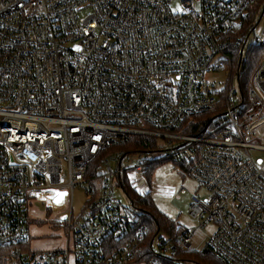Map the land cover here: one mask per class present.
Returning a JSON list of instances; mask_svg holds the SVG:
<instances>
[{
	"label": "built area",
	"instance_id": "obj_1",
	"mask_svg": "<svg viewBox=\"0 0 264 264\" xmlns=\"http://www.w3.org/2000/svg\"><path fill=\"white\" fill-rule=\"evenodd\" d=\"M263 18L264 0H0V264H130L146 229L131 235L137 216L115 192L150 194L164 162L206 192L189 211L197 230L216 226L206 246L264 264V169L250 153L264 150V53L246 98L232 64L252 33L264 50ZM211 70L229 72L222 89L203 82ZM77 186L88 198L75 215ZM62 188L67 246L31 251L30 205ZM110 237L123 240L115 250ZM193 239L179 235L186 249ZM172 247L157 238L151 264Z\"/></svg>",
	"mask_w": 264,
	"mask_h": 264
},
{
	"label": "rangeland",
	"instance_id": "obj_2",
	"mask_svg": "<svg viewBox=\"0 0 264 264\" xmlns=\"http://www.w3.org/2000/svg\"><path fill=\"white\" fill-rule=\"evenodd\" d=\"M173 10L182 12L183 6L179 3L173 4ZM264 27V18L262 19L256 34H259ZM255 41V34L249 38L245 48L244 57H246ZM253 47H255L253 45ZM234 65V62H232ZM257 65V63H256ZM254 65L252 73L256 67ZM234 69V66H233ZM251 73V75H252ZM229 77L227 71H207L202 77L205 84L222 89ZM236 82V81H235ZM236 84V83H235ZM164 140L156 139V145L162 146ZM254 143L264 146V125L258 130V136L253 140ZM251 157L264 169V150H250ZM138 158L135 157V160ZM145 181H141L140 187L144 188ZM151 191V196L155 202L156 207L168 218L176 221L185 230L191 231L194 234L192 251H202L208 240L216 231L214 224L208 225L203 229H198V222L193 220L190 215V206L192 197L194 195L205 197L206 192L199 187L195 180L188 175L185 169L181 166L172 164L171 162H164L156 165L152 169L150 177V187L144 188L143 192ZM66 197H62V194ZM116 197L121 202L122 207L131 208L129 198L122 190L117 189ZM70 193L66 192L65 188L59 190L57 198H47L45 201H34L30 205V227L27 233L29 239V249L31 251H44L50 249H62L66 243V228L64 227L63 217L70 211V208L64 206L68 203ZM74 212L78 215L85 207L87 194L84 187L77 186L74 189ZM51 206L52 208H50ZM160 234L158 238L164 237ZM166 237V236H165Z\"/></svg>",
	"mask_w": 264,
	"mask_h": 264
},
{
	"label": "trees",
	"instance_id": "obj_3",
	"mask_svg": "<svg viewBox=\"0 0 264 264\" xmlns=\"http://www.w3.org/2000/svg\"><path fill=\"white\" fill-rule=\"evenodd\" d=\"M264 53L263 48L251 47L249 55L243 58L241 62V49L239 53L232 57L234 62L233 75L238 79L242 91L243 97L246 98V91L248 88V82L251 77L252 69L256 63L260 61ZM223 104V98L221 99V105ZM222 107L210 111L205 115L209 122L213 117L224 118ZM137 148L144 147L145 141H150L147 137L134 138ZM152 146L151 143H149ZM156 166L153 165L149 177L152 175V169ZM98 167V163L95 164ZM126 195L128 196L132 208L137 216V224L135 228L131 230V235L136 236V232L139 227H145L146 234L140 241L142 245L141 253L137 254L130 264H151V250L153 249L154 242L160 234L165 235L163 238L171 242L173 247L169 250L161 260L160 264H227L219 256H217L212 250L206 246L202 251H192L190 249L183 248L179 240L180 233L186 231L176 221L171 220L164 215L155 205V202L151 194L141 195L134 189L127 186ZM122 239H116V237H110L106 240V244L113 246L112 249H117L122 244ZM108 250L107 254H112L113 250Z\"/></svg>",
	"mask_w": 264,
	"mask_h": 264
},
{
	"label": "crops",
	"instance_id": "obj_4",
	"mask_svg": "<svg viewBox=\"0 0 264 264\" xmlns=\"http://www.w3.org/2000/svg\"><path fill=\"white\" fill-rule=\"evenodd\" d=\"M65 196H66V195L63 193V194H62V197H65ZM56 198H57V197H56ZM66 246H67V240H66V243H64V246L62 247V249L65 248Z\"/></svg>",
	"mask_w": 264,
	"mask_h": 264
},
{
	"label": "snow or ice",
	"instance_id": "obj_5",
	"mask_svg": "<svg viewBox=\"0 0 264 264\" xmlns=\"http://www.w3.org/2000/svg\"><path fill=\"white\" fill-rule=\"evenodd\" d=\"M77 50H79V48H77Z\"/></svg>",
	"mask_w": 264,
	"mask_h": 264
}]
</instances>
